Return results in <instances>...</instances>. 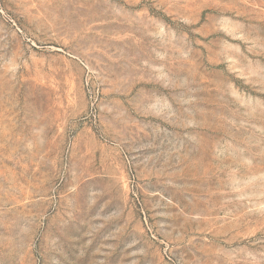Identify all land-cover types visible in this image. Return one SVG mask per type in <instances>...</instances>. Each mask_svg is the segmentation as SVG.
<instances>
[{"label":"rangeland","instance_id":"obj_1","mask_svg":"<svg viewBox=\"0 0 264 264\" xmlns=\"http://www.w3.org/2000/svg\"><path fill=\"white\" fill-rule=\"evenodd\" d=\"M0 264H264V0H0Z\"/></svg>","mask_w":264,"mask_h":264}]
</instances>
